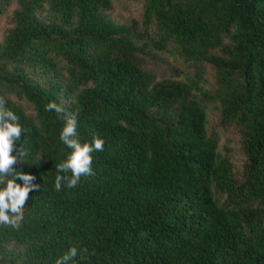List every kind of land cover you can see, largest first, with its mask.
<instances>
[{"label":"trees","instance_id":"16d2710c","mask_svg":"<svg viewBox=\"0 0 264 264\" xmlns=\"http://www.w3.org/2000/svg\"><path fill=\"white\" fill-rule=\"evenodd\" d=\"M0 20V96L26 129L14 168L39 186L0 226V264L71 247L70 264H264V0H0ZM51 102L81 144L105 142L60 191L72 150Z\"/></svg>","mask_w":264,"mask_h":264},{"label":"clouds","instance_id":"9594fccd","mask_svg":"<svg viewBox=\"0 0 264 264\" xmlns=\"http://www.w3.org/2000/svg\"><path fill=\"white\" fill-rule=\"evenodd\" d=\"M6 100L0 96V226H10L18 229L24 218V207L29 199V193L38 189L32 184L34 176L17 172L14 165L24 161L27 153L21 148H16L22 134L26 131L19 123L18 116L5 107ZM46 110L63 113L65 126L60 134V140L71 149L66 161L57 165V172H71V177L57 175L55 190L60 191L62 182L68 188H75L81 176L93 175L92 153L104 150V140L94 137L91 144H81L77 138V117L73 113L65 112L64 108L54 102L46 106ZM16 155H13V152ZM23 181V185L16 182ZM86 251V250H84ZM78 255V249L71 247L67 253L59 257L55 264H70ZM83 258V257H82Z\"/></svg>","mask_w":264,"mask_h":264},{"label":"rangeland","instance_id":"374dc122","mask_svg":"<svg viewBox=\"0 0 264 264\" xmlns=\"http://www.w3.org/2000/svg\"><path fill=\"white\" fill-rule=\"evenodd\" d=\"M115 10H116L117 14H119V16L123 19L127 18V17H132L134 15H137V13H138V7L136 5L124 4L123 1H120L119 3H117L115 5ZM0 24H2L1 20H0ZM220 132H221L222 136H226V137L230 138L229 146L232 147L234 150L233 155H234L235 161H239L240 155H239V152H237V144H236V140H235L234 136H231L228 133H225L223 131H220ZM222 141H223V139H222Z\"/></svg>","mask_w":264,"mask_h":264}]
</instances>
